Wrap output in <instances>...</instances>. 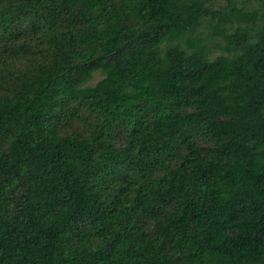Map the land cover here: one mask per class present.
I'll return each mask as SVG.
<instances>
[{
  "label": "trees",
  "instance_id": "trees-1",
  "mask_svg": "<svg viewBox=\"0 0 264 264\" xmlns=\"http://www.w3.org/2000/svg\"><path fill=\"white\" fill-rule=\"evenodd\" d=\"M0 264H264V0H0Z\"/></svg>",
  "mask_w": 264,
  "mask_h": 264
},
{
  "label": "rangeland",
  "instance_id": "rangeland-1",
  "mask_svg": "<svg viewBox=\"0 0 264 264\" xmlns=\"http://www.w3.org/2000/svg\"><path fill=\"white\" fill-rule=\"evenodd\" d=\"M224 5V2L223 1H218L214 7L217 8L219 6H223ZM102 79V76L100 74H95L92 82L90 83L91 85H95L97 84L100 80Z\"/></svg>",
  "mask_w": 264,
  "mask_h": 264
}]
</instances>
